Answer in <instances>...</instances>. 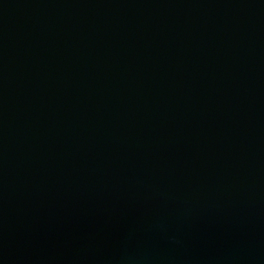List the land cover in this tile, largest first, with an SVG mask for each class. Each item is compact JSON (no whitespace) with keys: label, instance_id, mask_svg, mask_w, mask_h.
Listing matches in <instances>:
<instances>
[{"label":"water","instance_id":"95a60500","mask_svg":"<svg viewBox=\"0 0 264 264\" xmlns=\"http://www.w3.org/2000/svg\"><path fill=\"white\" fill-rule=\"evenodd\" d=\"M0 264H264V0H0Z\"/></svg>","mask_w":264,"mask_h":264}]
</instances>
